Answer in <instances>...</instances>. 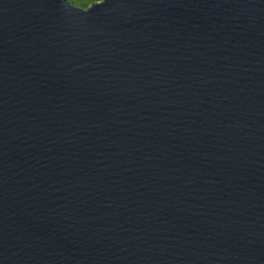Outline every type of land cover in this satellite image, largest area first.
<instances>
[{"label": "water", "instance_id": "water-1", "mask_svg": "<svg viewBox=\"0 0 264 264\" xmlns=\"http://www.w3.org/2000/svg\"><path fill=\"white\" fill-rule=\"evenodd\" d=\"M0 264H264V0H0Z\"/></svg>", "mask_w": 264, "mask_h": 264}, {"label": "rangeland", "instance_id": "rangeland-1", "mask_svg": "<svg viewBox=\"0 0 264 264\" xmlns=\"http://www.w3.org/2000/svg\"><path fill=\"white\" fill-rule=\"evenodd\" d=\"M68 1L71 2L72 4H74L77 7L87 8L90 5V4L88 5L87 2L91 1V0H68ZM85 4H87V7H85Z\"/></svg>", "mask_w": 264, "mask_h": 264}, {"label": "trees", "instance_id": "trees-1", "mask_svg": "<svg viewBox=\"0 0 264 264\" xmlns=\"http://www.w3.org/2000/svg\"><path fill=\"white\" fill-rule=\"evenodd\" d=\"M97 1H101V0H91V1H88L87 4L89 5L90 3L97 2ZM87 4H85V7H87Z\"/></svg>", "mask_w": 264, "mask_h": 264}]
</instances>
